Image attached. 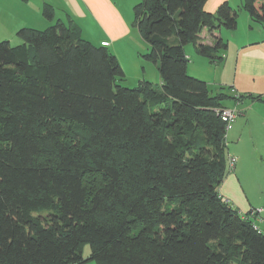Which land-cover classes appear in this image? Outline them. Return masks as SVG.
I'll return each instance as SVG.
<instances>
[{"label":"trees","instance_id":"1","mask_svg":"<svg viewBox=\"0 0 264 264\" xmlns=\"http://www.w3.org/2000/svg\"><path fill=\"white\" fill-rule=\"evenodd\" d=\"M206 1L133 6L158 88L118 84L115 55L50 4L47 27L0 41V264H264V235L221 199L233 156L216 112L263 97L212 95L184 52L221 62L226 43L212 32L235 28L241 9L263 25L264 0L214 12Z\"/></svg>","mask_w":264,"mask_h":264},{"label":"crops","instance_id":"2","mask_svg":"<svg viewBox=\"0 0 264 264\" xmlns=\"http://www.w3.org/2000/svg\"><path fill=\"white\" fill-rule=\"evenodd\" d=\"M139 1L0 0V41L14 39L16 31L21 27L38 29L47 27L50 22L44 18L41 10L44 4H50L54 10L55 19L66 21L67 17H70L73 23L80 27L81 34L85 39L95 45L107 41L109 42L107 48L112 47L115 50L116 41L122 39L129 31L126 20L132 14H128V9H132ZM223 1L238 9L243 0H207L204 8L209 12H214ZM123 9H127V11ZM237 19L235 28L229 30L221 27L212 32L226 43L225 52L222 53L226 62L222 65L218 77L220 84L217 85V88H224L225 85L228 88L225 92L233 96L261 95L263 97L261 100L246 98L235 100L230 98L232 99L231 106H225L236 109L237 115L234 123L238 118L244 120V128L240 130L254 131L256 138L253 139L264 145V24L252 23L247 12L242 9L239 10ZM238 34L240 35L237 38ZM212 37L213 35L211 36L210 32L203 28L199 34V42L211 45L213 42ZM232 55L233 59H231ZM195 62L199 66L206 64L204 60L196 57L192 58L191 63L195 64ZM225 71L226 73H224ZM137 77L140 80L149 81L145 74H138ZM234 123L229 129V133L226 134L227 136L233 129ZM234 168L235 164L232 170ZM232 170L226 173L219 185L221 199L227 201L244 216L247 215L250 209L262 208V211L258 214L261 219H256L255 222L260 229H264L263 203L253 205L247 194L243 195L237 176L234 172H230ZM250 219L254 220V218Z\"/></svg>","mask_w":264,"mask_h":264},{"label":"rangeland","instance_id":"3","mask_svg":"<svg viewBox=\"0 0 264 264\" xmlns=\"http://www.w3.org/2000/svg\"><path fill=\"white\" fill-rule=\"evenodd\" d=\"M123 10L127 11V9ZM130 13L132 14L131 17L126 20L129 29L128 33L122 39L116 41L115 50L112 49V47L109 48V50L112 51L117 58L121 68L125 73L124 78L120 79L118 84L126 88H135L138 84V81L140 80L137 77L138 74H145L147 76V80H149L154 87L158 88V67L156 63L144 57L148 52V45L141 38L137 27L133 24V7L130 10L128 9V14ZM239 35L240 34L237 35V38ZM172 40H174V38H172ZM20 42L21 40L18 38V36L9 41L11 45H16ZM184 51L188 58L187 74L192 77L204 80L207 83L208 88L211 90V94H215V92L218 91L217 85L220 84V79H218V77L220 71L222 70V65H224L226 60L223 59L219 63L210 62L207 57L198 53L192 44H186L184 46ZM221 52L224 53L225 50ZM195 57L197 59L204 60L206 64L204 66H199L196 62L195 64H192V58L194 59ZM231 59H233V55L231 56ZM224 73H226V71ZM223 90H228L227 86L224 85ZM223 102L225 105L231 106L232 99L227 98ZM243 128L244 120L242 118H238L234 123V127L231 130L229 136L226 135V143L229 155L231 154V156H233L235 159L234 170H232L234 165H232L231 162L228 163L229 170H232L230 172H234V174L237 176L243 195L245 196L247 194L253 205L261 203L264 205V145L253 139L256 138L254 131L240 130ZM227 133H229V131H227ZM89 253L90 247L88 244H85L83 246V256L86 258ZM82 264L96 263L94 260H88Z\"/></svg>","mask_w":264,"mask_h":264},{"label":"built area","instance_id":"4","mask_svg":"<svg viewBox=\"0 0 264 264\" xmlns=\"http://www.w3.org/2000/svg\"><path fill=\"white\" fill-rule=\"evenodd\" d=\"M103 46H108L109 42L107 41H102L100 43ZM216 112L219 114L220 119L225 123V130L226 132L232 127L237 112L235 108H230V107H220L218 109H216ZM227 134V133H226ZM230 162L232 163V165H234L235 159L234 157L230 158ZM262 211V208H253L250 209L247 213V215H243L244 217L250 219V218H254V220H252V226L254 229H256L258 232L262 233L264 235V229H260L258 227V224L255 222L256 219H261L260 216L258 215L260 212Z\"/></svg>","mask_w":264,"mask_h":264}]
</instances>
